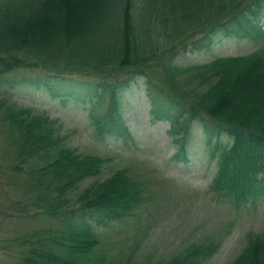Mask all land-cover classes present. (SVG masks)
I'll return each instance as SVG.
<instances>
[{
  "label": "trees",
  "instance_id": "obj_1",
  "mask_svg": "<svg viewBox=\"0 0 264 264\" xmlns=\"http://www.w3.org/2000/svg\"><path fill=\"white\" fill-rule=\"evenodd\" d=\"M263 14L264 0H0V83L14 70L37 71L44 82L67 80L57 94L95 96L94 124L113 136L126 129L119 111L123 91L144 77L156 116L163 115L164 103L166 111L175 109L164 116L179 147L192 125L202 126L211 157L218 156L211 188L239 206L264 184ZM240 31L261 40L254 51L186 65L175 60L188 47L206 48L214 35ZM73 77L84 81L69 82ZM32 111L0 97V122L15 136L0 208L19 218L28 207L39 209L59 226L14 237L17 253L0 264H102L91 220L129 215L140 205L142 189L126 168H118L71 200L69 191L98 175L105 160L77 152L55 131V120ZM13 173L26 182L22 197L10 185ZM216 248L206 238L152 264H201ZM225 264H264V230L249 232Z\"/></svg>",
  "mask_w": 264,
  "mask_h": 264
},
{
  "label": "rangeland",
  "instance_id": "obj_2",
  "mask_svg": "<svg viewBox=\"0 0 264 264\" xmlns=\"http://www.w3.org/2000/svg\"><path fill=\"white\" fill-rule=\"evenodd\" d=\"M258 23L264 31V14ZM239 33L240 37L235 33L229 37L214 35L206 48L188 47L180 51L175 60L179 65H186L219 55L254 51L261 40ZM1 78L4 82L0 83V97H8L9 103L29 107L55 120V131L64 135L66 143L77 152L104 158L98 175L84 178L69 191L67 196L71 200L118 168H126L140 185L142 201L129 215L100 224L91 220V228L99 239L94 252L103 255L102 264H152L206 238H212L217 248L202 264H225L240 252L249 232L264 230V184L239 206L233 204L231 197L218 195L211 188L218 156L211 157L201 125L192 127L186 146L179 147L169 132L170 119L164 116L174 113L175 109L171 107L166 111L168 104L164 103L159 109L163 115L156 116L155 106L145 94L144 77L134 79L123 91L119 111L126 129L113 136L100 133L94 124L91 106L95 96L57 94V90L66 88L67 80L45 79L44 82L42 73L28 70H14ZM68 81L84 80L73 77ZM92 111L98 116L96 109ZM12 135L0 122V202L9 187L6 172L10 171L15 150ZM13 174L11 179L15 182L10 179V185H15L13 192L22 197L26 182L22 174ZM28 208L26 216L21 215V218L0 208V263L8 255L17 253L11 241L14 237L59 226L48 214Z\"/></svg>",
  "mask_w": 264,
  "mask_h": 264
}]
</instances>
